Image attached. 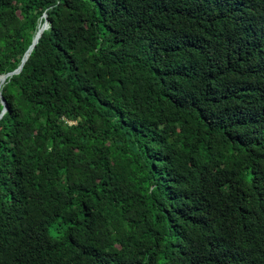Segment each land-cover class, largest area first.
I'll list each match as a JSON object with an SVG mask.
<instances>
[{
	"label": "trees",
	"instance_id": "1",
	"mask_svg": "<svg viewBox=\"0 0 264 264\" xmlns=\"http://www.w3.org/2000/svg\"><path fill=\"white\" fill-rule=\"evenodd\" d=\"M39 33L0 264H264V0H0V75Z\"/></svg>",
	"mask_w": 264,
	"mask_h": 264
},
{
	"label": "water",
	"instance_id": "2",
	"mask_svg": "<svg viewBox=\"0 0 264 264\" xmlns=\"http://www.w3.org/2000/svg\"><path fill=\"white\" fill-rule=\"evenodd\" d=\"M41 18L44 19V18H45V15H43ZM43 26H44L43 30H45V29H46V26H47L45 20H43ZM43 30H42V31H43ZM39 37H40V35H39L37 38H35V37L33 36L30 45L27 47L26 51L23 53L22 58H21V60H20V62H19V65L16 67V69H14L12 72H9V73H7V74L0 75V79H4V80H5L6 78H8V77H10V76H12V75H16V74L19 73V71H20V69H21L23 63L25 62L26 58L28 57L30 51L32 50L33 46L36 44V42H37V40H38ZM0 104H1V106H2V109H1V111H0V117H1L2 114H3V113L5 112V110H6L5 103L3 102V100L1 99V97H0Z\"/></svg>",
	"mask_w": 264,
	"mask_h": 264
},
{
	"label": "bare ground",
	"instance_id": "3",
	"mask_svg": "<svg viewBox=\"0 0 264 264\" xmlns=\"http://www.w3.org/2000/svg\"><path fill=\"white\" fill-rule=\"evenodd\" d=\"M43 28H44V26H43V24H42V29H41L40 33L42 32ZM40 33H39L35 38H37V37L40 35ZM3 80H4V79H1V81H3Z\"/></svg>",
	"mask_w": 264,
	"mask_h": 264
}]
</instances>
